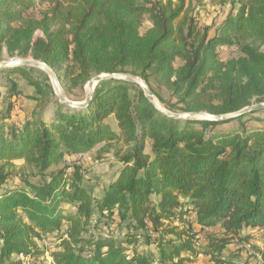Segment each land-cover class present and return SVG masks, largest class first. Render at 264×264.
I'll list each match as a JSON object with an SVG mask.
<instances>
[{"label":"trees","instance_id":"obj_1","mask_svg":"<svg viewBox=\"0 0 264 264\" xmlns=\"http://www.w3.org/2000/svg\"><path fill=\"white\" fill-rule=\"evenodd\" d=\"M45 2L40 18L13 25ZM231 2L237 11L209 36L197 11ZM145 16L151 26L140 33ZM37 30L44 37L34 39ZM3 45L8 54L18 49L44 62L64 86L82 87L101 73L139 77L174 113L226 115L264 99V0H0V50ZM218 46L237 47L239 55L223 61ZM0 72L6 77L0 79L6 90L0 92V264L40 256L36 233L52 236L54 264H189L200 253L222 262L211 252L220 254L226 240L202 247L192 214L200 226H219L232 237L243 227L264 234V126H246L242 118L249 113L223 120L171 117L137 84L115 79L99 82L85 107L72 108L48 98L53 92L34 78L41 70ZM16 79L33 88L23 94L34 104L20 124L9 122L11 98L21 93ZM101 143L121 163L102 197L82 185L81 168L70 175L67 166L50 170L65 155ZM16 160L41 177L7 188ZM95 211L106 225L125 230L121 240L85 235ZM140 238L155 245L156 257L138 251ZM254 249L261 259L256 264H264V250Z\"/></svg>","mask_w":264,"mask_h":264},{"label":"rangeland","instance_id":"obj_2","mask_svg":"<svg viewBox=\"0 0 264 264\" xmlns=\"http://www.w3.org/2000/svg\"><path fill=\"white\" fill-rule=\"evenodd\" d=\"M238 4L237 3H227L224 5H207L201 11H197V20L201 27H209V36H212L215 32L217 26L224 20V18L233 14L237 11ZM48 8L47 2L40 5H35L26 11L23 12V16L18 20L13 22V25L17 26L21 22L27 19H38L40 18L41 11L46 10ZM198 10V8H196ZM151 26V22L148 20V17L145 16L143 18L142 25L140 27V33H144ZM54 26L51 27L53 29ZM44 37V33L42 30H37L33 34V38ZM264 51V46L261 48ZM16 49L13 54H8L6 47L3 45L0 50V61L8 59V58H20V57H28L32 58L30 54L27 56H20L17 53ZM218 56L221 60L227 61L232 58H236L239 55V50H234L232 47L228 46H218L217 47ZM71 65L70 63H66ZM178 64V61L176 65ZM43 72V71H42ZM44 73V72H43ZM57 77V76H56ZM34 78L41 82V85L52 91L53 95H49V97L55 98L54 88L51 84L50 78L46 73L41 75L34 74ZM0 79L6 82V77L4 74L0 72ZM61 89L63 91V95L67 100L73 102H81L84 100V95L86 92V83L80 86H74L71 83L68 85H63L61 81L57 78ZM16 81H18L16 79ZM154 89L163 97H168V92L153 83ZM18 87L20 90V94H17L11 98V101L14 104L11 117L9 122L14 124H20L24 119L28 110H31L33 107L32 101L25 99L24 93H30L33 91L32 86H30L26 81H18ZM98 85L96 84L94 90L98 89ZM5 87L0 86V92L4 93ZM264 101V99L262 100ZM160 103V102H159ZM256 102L253 101L252 104ZM162 106V104L160 103ZM107 121L110 122L114 126V122L112 117H108ZM242 121L246 126H256L263 127L264 126V110H257L254 112H250L248 115L242 118ZM227 126V125H224ZM101 144L96 145L88 151L83 153L73 154V155H65L57 164H54L50 167V170H55L61 168L63 166H67L68 168L79 167L82 170V179L81 183L85 188H88L89 191L95 197H102L106 186L113 179L117 168L121 166V163L117 161L116 158H113V150L107 146H100ZM9 172L11 174V178L20 175V179L30 178V179H39L41 175L37 172V170L29 165H26L22 160L14 161V167L9 168ZM20 180H18L19 182ZM155 197H153L154 199ZM67 212H70L67 208V205H63ZM94 219L96 223L90 222L86 227L85 235L93 234L95 237L102 236L104 228L107 226L103 220H101L98 213L94 212ZM195 229L199 233L198 240L200 241V245L202 247H207L213 240L216 239H225V246L220 254L216 252V249L213 248L211 252L213 255L218 256L222 259V262L216 263L211 255H205L200 253L197 257L196 261L189 264H230L233 262L234 264H243L244 260H247L250 264H256L260 262V255L257 253V250L254 247L259 248L260 250H264V234L263 231L259 228H251V227H243L236 236L227 235L222 228L219 226L213 227L212 231L206 232L200 229L198 226H195ZM37 234V233H36ZM34 234V239L37 245L40 247L41 255L38 257L30 258L25 260L24 264H52L50 250L54 247L55 243L52 240V236L45 235L43 233H39V235ZM123 236L117 238L121 240ZM141 244L138 246V251L142 252L144 255H152L154 257L157 256L158 251L155 245H146L142 243V238H140ZM229 260V261H228ZM228 261L230 263H226Z\"/></svg>","mask_w":264,"mask_h":264},{"label":"water","instance_id":"obj_3","mask_svg":"<svg viewBox=\"0 0 264 264\" xmlns=\"http://www.w3.org/2000/svg\"><path fill=\"white\" fill-rule=\"evenodd\" d=\"M12 67H32L36 68L38 70L43 71L48 75L50 78L51 84L54 88L55 92V98L58 99V101L62 104H65L68 107L72 108H82L85 107L92 94L93 89L96 84H98L101 81L115 79V80H121L126 82H131L137 84L144 92V95L146 98L154 104V106L160 110L163 114L175 117V118H183V119H227L231 117H237L240 115H244L246 113H250L257 110H264V101L257 102L255 104H251L248 106H245L244 108L240 109L237 112L226 114V115H210L204 111L201 112H184V113H174L166 110L163 106L160 105L157 98L155 97L152 90L148 87V85L140 79L139 77L132 76L128 73H121V72H115V73H101L92 76L86 83V92L84 96V100L81 102H73L70 100H67L64 95L63 91L61 89V86L57 80V77L54 73V71L46 65L44 62L40 60H36L34 58H28V57H20V58H8L5 60L0 61V70L3 68H12Z\"/></svg>","mask_w":264,"mask_h":264},{"label":"built area","instance_id":"obj_4","mask_svg":"<svg viewBox=\"0 0 264 264\" xmlns=\"http://www.w3.org/2000/svg\"><path fill=\"white\" fill-rule=\"evenodd\" d=\"M234 50H237L238 48L237 47H232ZM66 173L67 175H70L71 173V168H67L66 169ZM18 180H20V175H17L16 177L14 178H11L8 180L7 184H6V187H11L13 186L14 184L18 183ZM67 208L69 209V211L71 212H76L77 211V207L75 205H67ZM189 219L191 221H193V232L195 233V237L196 238H199V233L197 232V230L195 229V226H198L200 229H202L203 231H206V232H210L212 231L213 227H209V226H200L198 223L194 222L195 220V215L192 214ZM92 223H96V220H92ZM62 232H63V237L64 238H67L68 237V227L66 225H64V227L62 228ZM109 234H112L114 238H119L121 236H124L125 234V230L124 229H121V230H118L114 227V224L112 223H109L105 228H104V231L102 233V236H107ZM131 252V249H128L127 250V253L129 254ZM86 255L87 256H90L91 253H90V250L86 252ZM20 260H22L23 263H25V260H28L30 259V257H27V256H23V255H19L18 257ZM52 264L53 263V259L51 260Z\"/></svg>","mask_w":264,"mask_h":264},{"label":"crops","instance_id":"obj_5","mask_svg":"<svg viewBox=\"0 0 264 264\" xmlns=\"http://www.w3.org/2000/svg\"><path fill=\"white\" fill-rule=\"evenodd\" d=\"M100 146H101V147H103V146H105V145H104V143H101V145H100ZM118 169H119V168H117V170H116V172H115V175H116V173H117ZM115 175H114V176H115ZM113 178H114V177H113ZM106 187H107V186H106Z\"/></svg>","mask_w":264,"mask_h":264}]
</instances>
